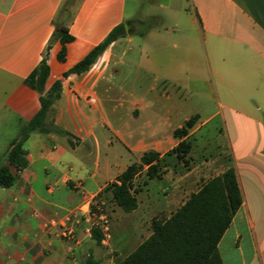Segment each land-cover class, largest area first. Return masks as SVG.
Returning <instances> with one entry per match:
<instances>
[{"label":"crops","instance_id":"obj_1","mask_svg":"<svg viewBox=\"0 0 264 264\" xmlns=\"http://www.w3.org/2000/svg\"><path fill=\"white\" fill-rule=\"evenodd\" d=\"M130 20L88 70L65 76ZM62 22L74 36L63 61ZM46 55V88L62 80L55 123L73 139L32 133L27 166L12 186L0 184V264H85L90 253L100 264L85 217L74 243L42 224L99 194L112 199L106 187L150 150L162 174L149 178L145 167L134 178L138 206L124 227L134 220L141 234L232 167L242 203L218 248L224 264H264V0H0V160L41 107L24 79ZM182 139L191 144L183 159L174 151Z\"/></svg>","mask_w":264,"mask_h":264},{"label":"trees","instance_id":"obj_2","mask_svg":"<svg viewBox=\"0 0 264 264\" xmlns=\"http://www.w3.org/2000/svg\"><path fill=\"white\" fill-rule=\"evenodd\" d=\"M133 22L135 20L115 26L106 38L66 72L65 76L88 70L112 41L127 34L128 24ZM55 35L62 42L58 58L63 61L66 56V44L73 40L74 36L63 22L56 24ZM49 73L50 66L46 55L24 79L28 86L38 91L41 107L34 117L23 125L18 137L0 160V184L5 187L12 186L17 179V171L28 164L24 145L32 133L53 132L66 136L71 141L73 139L70 132L55 123L56 103L62 93V80H56L47 89ZM197 120L198 115H193L181 128L175 130V135L186 136ZM190 148V142L182 139L174 151L183 159ZM145 167L149 178L160 177V153L154 150L145 152L139 162L131 164L106 187V190L111 191L113 201L126 212L138 206L134 178ZM241 203L242 196L236 172L231 167L205 182L170 216L154 217L151 222L152 233L118 264H224L218 244ZM92 208L96 209L95 204ZM92 238L96 244H102L103 230L100 227L92 228ZM85 264H97L93 253L86 258Z\"/></svg>","mask_w":264,"mask_h":264},{"label":"rangeland","instance_id":"obj_3","mask_svg":"<svg viewBox=\"0 0 264 264\" xmlns=\"http://www.w3.org/2000/svg\"><path fill=\"white\" fill-rule=\"evenodd\" d=\"M218 124L219 122L218 120H216L206 130L208 132H211L213 131V126H216ZM151 182L152 183H150L149 189L152 192L159 194V192L162 190V180L154 179ZM96 202L97 203H95V206L98 207L104 213L103 215L104 217L102 220H100V223L108 229V234H109V237L107 241L104 243L103 247L98 245L96 246V248L98 247L99 250L101 251L100 264H118L120 260H122L127 255H129L142 241H144L148 237L149 232L152 230L151 229L152 219L154 217H162V212H161L158 215L154 216L150 220L149 224L142 226L140 230L142 234L141 235L140 232H137L135 229L136 226L134 224L135 222L134 220L132 221L133 225L132 226L130 225L131 227H129V229H126V227H124L127 220L131 222L130 219H128V216L130 215L128 212L124 211L123 209L117 208V205L112 201L110 197L108 196L106 197L105 195L102 194V196H99L97 198ZM117 210L118 212L116 213ZM103 220H105L107 223ZM90 238L92 239V236H90ZM62 239L68 241L65 238ZM69 242L74 243L73 241H69ZM91 249H93V247H91ZM68 264H74L73 260H71Z\"/></svg>","mask_w":264,"mask_h":264},{"label":"built area","instance_id":"obj_4","mask_svg":"<svg viewBox=\"0 0 264 264\" xmlns=\"http://www.w3.org/2000/svg\"><path fill=\"white\" fill-rule=\"evenodd\" d=\"M93 204L95 203L68 210L61 216L48 218L44 220L42 227L46 232H52L56 230L61 238H65L68 241L75 240L74 242H78L75 235V226L77 222L85 217L88 223L87 231L90 235H92V228L94 227H100L103 230L104 238L102 243L104 244L109 237L108 229L100 223V220H102L104 217V213L98 207L93 209Z\"/></svg>","mask_w":264,"mask_h":264}]
</instances>
